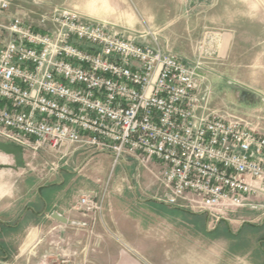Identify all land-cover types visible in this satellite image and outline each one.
<instances>
[{
	"label": "built area",
	"instance_id": "obj_1",
	"mask_svg": "<svg viewBox=\"0 0 264 264\" xmlns=\"http://www.w3.org/2000/svg\"><path fill=\"white\" fill-rule=\"evenodd\" d=\"M9 6L0 0V139L34 150L70 144L113 164L130 158L170 206L210 215L258 204L264 132L209 104L200 60L187 64L155 38L139 41L72 8L32 23ZM75 207L100 214L103 192L81 194Z\"/></svg>",
	"mask_w": 264,
	"mask_h": 264
},
{
	"label": "rangeland",
	"instance_id": "obj_2",
	"mask_svg": "<svg viewBox=\"0 0 264 264\" xmlns=\"http://www.w3.org/2000/svg\"><path fill=\"white\" fill-rule=\"evenodd\" d=\"M59 3L76 6L77 10L91 17L105 19L114 26L140 35L136 38L139 41L154 43L155 38L161 46L174 44L185 49L195 48L201 60H208V71H220L227 77V80L216 79L215 83L217 88H227V94L232 95L236 104L234 112L264 132V0H65ZM225 60L237 62L229 65ZM234 84L243 86L240 93L245 91V94L239 95ZM229 85L233 87L234 95L230 92L232 89ZM43 150L45 149L23 147L24 162L17 168L22 177L34 178L38 183L54 178L53 172L58 168V152H51L52 156L43 153ZM86 152L92 155L93 150ZM95 153L97 155H92L85 164V170L88 169L90 174L102 181L94 183L89 179L83 180L84 178H81V182L71 180V190L77 195V199L84 193L93 196L101 190L102 194L106 179L103 206L110 198L117 206L129 207L127 203L136 199L127 187L131 181L140 190L139 198L155 200L154 196L160 194L152 175L134 160L126 159L133 163L124 166L120 161L113 164L112 158L106 157L102 152ZM6 158L9 161L6 162ZM64 166L68 167V163ZM15 167L14 157L0 151V183L6 185V168ZM126 168L135 173V176L119 180L114 187V178L122 173L121 170L124 174ZM104 169H107L106 177ZM252 199L254 202L264 203V191ZM239 209L240 207L233 206L226 212L210 215L201 211L202 224L211 227L217 218H224L225 222H233L229 224H232L231 230L234 231L239 223L229 219L240 221L242 218H253ZM102 212L90 214V230L83 226L74 228L50 224L32 229L24 222L12 234H7L11 242L10 251L7 258H0V264H61L63 260H67L69 264H106L105 257L114 255L118 248L127 247L132 250L123 241L122 235L105 223ZM142 212V208L133 210L134 216H138V222L145 223L147 220L152 230L151 245L149 250L146 249L147 264H198L196 260L199 261L200 254L205 253H210L213 257L209 255L208 259L202 258L203 261L213 260L216 264H264V254H259L261 247L255 241L257 237L264 238V227L258 230L245 227L241 235L246 240L240 239L239 242L229 239L209 242L195 236L193 217L188 211L184 214L183 211L171 214L168 220L162 219L157 213L147 219ZM254 212L255 217L259 218L264 214V206L258 207ZM35 233L38 234L37 242L34 239ZM27 234H31L32 240L24 242ZM1 241L6 244V231L0 234ZM261 246L264 247V243ZM230 247L240 251L226 252L225 250L232 251ZM211 250L216 253H211ZM205 261L203 264L209 263Z\"/></svg>",
	"mask_w": 264,
	"mask_h": 264
},
{
	"label": "crops",
	"instance_id": "obj_3",
	"mask_svg": "<svg viewBox=\"0 0 264 264\" xmlns=\"http://www.w3.org/2000/svg\"><path fill=\"white\" fill-rule=\"evenodd\" d=\"M61 1L65 0H10V6L7 9L6 13L9 15L20 16L26 21L35 23L40 13L50 10L51 8L56 6L68 7L77 10L75 8L76 6H66L65 4L59 3ZM66 1L73 2L78 0ZM81 13L85 16L91 17L89 14L83 12ZM98 20L107 21L105 19ZM110 23L112 24V22ZM115 27L118 31H121L123 33L129 32L125 28L117 26ZM167 47L181 56L184 62H186L187 64L191 65L196 60H200L202 62V67L199 71L203 74L205 80L202 84L201 90L203 91L206 85L209 86L210 105H212L213 107H226L230 110H235L234 106L236 104L234 103L232 95L227 94V88L219 89L216 87V79L227 80V77H225L222 72L217 71L215 73H211L210 71H208V69H206V63L208 62V60H201L195 48L185 49L174 44L167 45ZM225 62H228L227 64L229 65H234L236 64L235 62H237V60H225ZM234 86L238 88L236 90L239 91L238 93L240 95V88H243V86L239 84H234ZM229 88L232 89L233 87L231 88L230 86ZM230 92H232L233 95L235 93L234 89L230 90ZM0 141L13 143L3 139H0ZM16 145H18L21 149L20 161H17L13 154L6 153L0 150L6 155H12L14 157L15 164L17 165V167L13 169L6 168V185L4 183H0V224L3 225L0 226V234L6 231V244L5 242H0V258L2 259L7 258L10 251L11 242H9L10 240L7 238V234L9 232L10 234H12L11 232L16 230L19 225L23 224L24 222H26L27 227L32 229H37L45 224H50L52 226H72L74 228L83 226L85 227V229L89 228L90 230L91 227L89 224V218L92 217V215L82 214L75 207L76 203L73 204L74 201H77V195L74 194L71 190V180H75V182H81L83 180L89 179L94 183H99L100 181H102L100 178L95 177V175L90 174V172L87 171L88 169L85 170V164L88 162L92 155H97V153L93 151L91 155V153L86 152L87 150L77 149L70 144L61 146L57 151L54 149H45L42 151L43 153H47L52 156L53 154H51V152H58V156L56 157V165L58 166V168H56V170L53 172L54 178L52 180L38 183L34 178L28 179L26 176L22 177L21 172L18 171L17 168H19V166L24 162L22 151L24 146H21L19 144ZM102 153H104L106 157L112 158L110 154L105 152ZM44 156L47 155L44 154ZM7 161H9L8 158H6V162ZM67 163L68 167L64 166ZM120 163L125 166L133 162H128L126 159H124L121 160ZM121 172L122 173L118 174V176L113 180L114 187L117 185V182L119 180H124V178L126 179L128 177L130 179L131 177L135 176V173H131L129 171V168H126L124 170V174L123 170H121ZM103 173L106 177L107 169H104ZM11 178L13 179V181H11ZM81 178L84 179L82 180ZM75 182L72 183L74 184ZM106 182L107 179L105 180V183L103 185V190L105 188ZM127 187L131 189V193L136 198L134 202L127 203L129 207L117 206L116 202L111 201V199L109 198L108 202L104 203L102 217L104 218V221L105 223H107V225L113 226L115 230L122 235L123 241H125L127 245L131 246L132 250L128 249L127 247L118 248L115 251L114 255L105 257L106 264H147L145 262H148V259H146L145 256L147 250H149L148 248L151 245L152 230H150V225L147 220L145 223L138 222V216H134L133 214V210H136L137 208H142V215H144L147 219L149 216L153 217L157 213L158 216H160L162 219L168 220V217L171 214H180L182 211L184 214V212L188 211L193 217L192 224L196 228L195 236L209 242L224 239H229L230 241L236 240L239 242L240 239H245L244 236L241 235L242 231L246 229L245 227H249V229L251 228L255 230L264 227V214L257 218V216L255 217L256 212H254L258 210V207L264 206V203L262 202H258L256 206L252 207H240L239 210H241L245 214L253 216V218H242L240 221L229 219V221H236L239 223L237 224V228L233 231L231 230L232 224H229L233 222H225L224 218H217V221L213 226L205 227L202 224V219L200 217L201 212H192V210L189 209L176 206H168L167 204L156 199L154 200L149 198H139L138 193L140 190H138V186L133 181H131L130 185L128 184ZM100 193L101 190H99L95 195H100ZM1 200H3V202ZM202 213L207 212L204 211ZM220 217H222V215ZM4 218H6V221L4 220ZM30 235L27 234L25 236L24 242H29L32 240V236ZM37 238L38 234L35 233L34 239ZM2 240H5V238H2ZM37 241H39V239H37L36 242ZM255 241L257 242L258 246L261 247L259 249V254H264V247L261 246L264 243V238L257 237ZM230 249L232 251H225L228 253H235L240 251L235 247H230ZM211 253H216V251L211 250ZM209 255L213 257V255H211L210 253L200 254L199 261L196 260V262L198 264H203L205 260L203 261L202 258L208 259ZM196 258L197 257L195 256V259ZM208 262L205 261V263L208 264H216L213 260Z\"/></svg>",
	"mask_w": 264,
	"mask_h": 264
},
{
	"label": "water",
	"instance_id": "obj_4",
	"mask_svg": "<svg viewBox=\"0 0 264 264\" xmlns=\"http://www.w3.org/2000/svg\"><path fill=\"white\" fill-rule=\"evenodd\" d=\"M241 94H245V91H241ZM0 150L6 152V153H10L13 154L16 158L17 161H20V157H21V149L18 145L13 144V143H6V142H2L0 141Z\"/></svg>",
	"mask_w": 264,
	"mask_h": 264
},
{
	"label": "trees",
	"instance_id": "obj_5",
	"mask_svg": "<svg viewBox=\"0 0 264 264\" xmlns=\"http://www.w3.org/2000/svg\"><path fill=\"white\" fill-rule=\"evenodd\" d=\"M224 223V222H223Z\"/></svg>",
	"mask_w": 264,
	"mask_h": 264
}]
</instances>
